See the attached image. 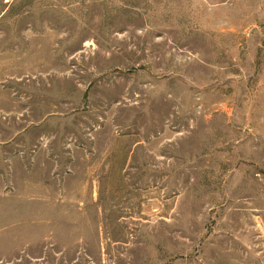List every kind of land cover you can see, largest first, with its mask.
I'll return each mask as SVG.
<instances>
[{
  "label": "rangeland",
  "instance_id": "374dc122",
  "mask_svg": "<svg viewBox=\"0 0 264 264\" xmlns=\"http://www.w3.org/2000/svg\"><path fill=\"white\" fill-rule=\"evenodd\" d=\"M0 264H264V0H0Z\"/></svg>",
  "mask_w": 264,
  "mask_h": 264
}]
</instances>
